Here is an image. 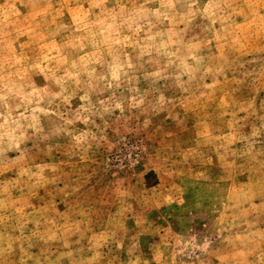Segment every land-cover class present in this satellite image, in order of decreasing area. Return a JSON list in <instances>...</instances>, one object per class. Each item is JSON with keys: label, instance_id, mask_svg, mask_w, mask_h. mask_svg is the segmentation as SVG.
I'll return each instance as SVG.
<instances>
[{"label": "rangeland", "instance_id": "374dc122", "mask_svg": "<svg viewBox=\"0 0 264 264\" xmlns=\"http://www.w3.org/2000/svg\"><path fill=\"white\" fill-rule=\"evenodd\" d=\"M0 264H264V0H0Z\"/></svg>", "mask_w": 264, "mask_h": 264}]
</instances>
